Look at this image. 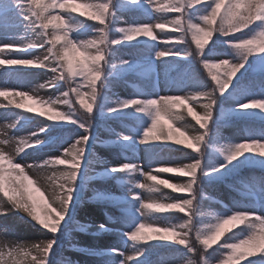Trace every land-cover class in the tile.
Masks as SVG:
<instances>
[{"label":"snow or ice","instance_id":"obj_1","mask_svg":"<svg viewBox=\"0 0 264 264\" xmlns=\"http://www.w3.org/2000/svg\"><path fill=\"white\" fill-rule=\"evenodd\" d=\"M123 13L158 22L124 20ZM170 13L174 14L170 19H161ZM13 17L14 27L22 28V35L6 23ZM156 30L167 32V39L160 41ZM30 33L40 36L43 43L28 41ZM81 34L85 38H80ZM189 37L194 51L184 47ZM160 43L164 46L158 47ZM218 43L226 51L218 52ZM141 44L151 52L146 61L149 66L159 60L191 69L195 58L207 71L211 86L186 74L187 78L166 81L169 87L191 88L182 96L160 95L158 79L150 92L137 88L131 97L116 96L112 92L114 81L145 69L144 62L131 55L125 58L118 49ZM45 47V55L31 56L34 49ZM221 55L227 58H218ZM18 69L50 71L53 76L31 91L0 88V97L7 101L0 108L16 116L6 127L21 130L29 122L24 113L51 123H43L26 136L7 137L5 133L6 138L0 140V144L16 145L11 154L0 149V215L23 214L51 238L0 244V264H53L60 234L73 221L89 182L97 178L116 180L130 186L131 192L122 200L101 191L92 197L125 205L124 215L131 228L120 233L125 243L132 242L131 254L116 247L97 253L109 257L106 264H151L149 250L160 245L189 256L185 264H212L213 259L215 264H264V244L256 243L264 235V211L258 210L264 207V175L245 183L250 201L247 206L226 208L220 214L203 209L201 186L205 180L224 181L245 165L259 163L264 169V126L246 129L239 140L226 139L220 132L222 125L234 118L259 117L264 122V0H0V72L19 81ZM249 71L259 73V94L242 83ZM38 89H52L57 95L43 97ZM12 97H19L20 102ZM192 104H199L202 112H196ZM182 108L198 128H185L183 115L176 111ZM97 116L130 123H122V131L110 130L115 139L101 141L92 132ZM73 125L82 131L73 133L74 139L62 140L59 154H49L39 163L16 162L45 147L39 135ZM65 143L68 147H63ZM104 143L115 146L125 162L113 163L97 156L95 146ZM141 145L147 172L143 163L137 162ZM173 145L194 155L182 164L163 159L161 152L171 151ZM94 165L101 170L96 172ZM35 168L50 170L46 185H39L28 174V169ZM137 174L147 182L134 181ZM161 174L185 179L173 183ZM161 186L187 198L145 200L136 191L160 192ZM170 212L183 214L182 221L164 226L148 222L149 217ZM90 227L80 224L81 229ZM96 231L109 229L101 223ZM227 233L231 236L226 237ZM219 248L223 255L212 257L210 253ZM116 257L123 259L117 261Z\"/></svg>","mask_w":264,"mask_h":264},{"label":"rangeland","instance_id":"obj_2","mask_svg":"<svg viewBox=\"0 0 264 264\" xmlns=\"http://www.w3.org/2000/svg\"><path fill=\"white\" fill-rule=\"evenodd\" d=\"M174 15L173 13H170L167 17H163L161 19H170L171 16ZM122 18L124 20L131 21L134 18L140 19V22H147V23H156L158 22L156 19L147 20L144 18L139 17L137 14L133 13H123ZM6 23L10 26V30L16 31L18 35L23 34V29H16L14 27L16 21L13 18H10L6 21ZM157 37L160 41H163L167 39V32H160V30H156ZM80 38H85L83 34H81ZM28 41H35L36 43H43V40L40 36L30 33L27 37ZM194 46L192 44L191 39L189 37L187 46ZM131 48L129 50H126L124 48H119L118 53L120 55H123L125 58L129 56L128 52H132V57L137 59L138 61L145 63V69L141 70L138 73L129 74L125 79L114 81L112 92L116 94V96L120 97H131L136 94V89L140 88L145 91H151V85L152 83L158 79V89L160 95H185L187 93V89L189 87L184 88H176V87H169L166 83V81L170 79H180V76L182 75L185 64H179L177 67H173L171 63L169 62H161L159 60H156L153 64L150 66L146 64V61L151 56V52L146 49L142 44L141 45H129ZM158 47H163L164 45L162 43L157 45ZM186 45H184L185 47ZM47 53V49L45 48H38L34 49L31 53V56H43ZM218 58H227L223 55L219 56ZM18 73L21 76V80L17 81L16 79H9L3 75L2 72H0V88L2 87H18L22 91H31L34 88H31L32 83H38L39 85L42 83H45L49 79L52 78L53 74L50 71H40L36 69H18ZM207 72V71H206ZM210 78V77H209ZM211 80V79H210ZM212 83V82H211ZM29 84V85H27ZM257 94H259L260 89L255 91ZM55 93V90L52 89H39L38 94L43 97H49L53 96ZM111 94V93H110ZM115 98V97H113ZM17 102H20L19 97H13ZM26 104H32V101L25 100ZM7 101L4 100L2 97H0V104H6ZM62 110H67L66 107H64ZM16 119V116L11 114H6V117L2 121H7L5 125L0 123V140H3L6 138L5 133H7V137H19V136H26L30 134L33 131H37L38 127L27 123L23 126V128L19 131H13L10 128L6 127V124H11ZM236 119V118H234ZM253 120H258L259 117L255 118H248ZM113 129L115 131L119 132V126L116 124H113ZM250 127H242L239 125L233 126L230 123H226L222 125L220 132L223 137L226 139H232V140H239L242 138V136L245 134V130ZM256 129V128H254ZM194 130V129H192ZM191 130V131H192ZM93 134L98 135L101 141H108L105 134L100 132L98 133L96 131V128L92 129ZM73 139L74 136L72 135ZM41 140H45V135L41 134L38 137ZM109 144H97L95 146V151L97 153V156L111 161L113 163L118 162H125L122 155H118L117 150L108 148ZM16 145L15 143H10L8 145L0 144V149H3L5 152L12 153L15 149ZM63 147H68V144H63ZM62 151V148L60 145H54V146H46L43 149H41L39 152H33L29 153L27 155L22 156V158H18L16 162L21 163L22 165L27 164H33V163H39L42 159L47 158V155H57L58 152ZM191 154L186 155L185 157L178 159L176 163L182 164L185 162H188V157ZM138 156L139 160L137 162L143 163L144 165V171H148L149 168L146 166L147 159L145 157V152L143 149V146L141 145L138 150ZM254 165H259V163H256ZM96 172H99L101 169L99 166L94 165L93 166ZM28 174L35 180H37L39 185H46L47 183V177L51 174L50 170L47 169H28ZM165 179L173 182V183H183L184 177L182 178H175V177H166ZM139 180L141 182H147L146 178L143 176H139L138 174L134 177V181ZM96 184L98 186H102L105 188V192L109 193L111 196H116L117 200H122L125 196H131V192L128 190L122 191V188L120 184L117 183L116 180L113 179H107V181H97ZM239 186V185H237ZM244 187V186H239ZM140 193V195L145 199H156L161 200L163 195L166 192V188H163L161 186L160 192H154V193H148L146 191L136 189ZM215 193L223 198L228 206L230 208H236V207H243L245 206L243 203H240L236 198H233L231 192L228 188H226L223 184H218L215 186ZM39 195V194H38ZM85 199L82 203L78 204L77 208L75 209V214L79 216V218H88L93 222L103 223L106 225L107 228H113L115 230H122V231H130L131 228L128 226L127 220L125 218V208L126 206L123 204L118 205L115 212H122L123 215L120 217L114 218L112 220L107 219L108 214L111 215V211L104 205L100 206L97 204V200L92 199L93 195L91 194V188H87L85 191ZM121 196V197H120ZM108 202V201H103ZM259 211H264V207L258 208ZM23 214H16V213H9L7 216L0 215V244L4 242H39L41 240H45L48 238H51L50 234H45V230L42 228L32 225L30 223H23L19 224L17 226H12L11 221L13 218L21 217ZM24 218H28L26 216H23ZM149 223H155L159 226H164L163 219L160 215H155L148 218ZM7 226V230H5V227ZM63 243L59 249L61 252V255L66 257L67 259L65 261H71V264H106V261L109 259L107 255H101L97 253H106L109 248L116 247L119 248L121 251H123L126 255L131 254L132 252V242L128 241L127 243L124 242V240L121 238L120 240H115V237L112 234L109 233H103L101 235L90 236V235H83L79 232H75L72 235H66L62 236ZM92 248H97L100 252H90L89 250ZM155 247L151 248L149 250L148 257L151 264H185V261H187V256L183 255L182 252L179 255H161L152 257L156 253ZM152 257V258H150ZM117 261L119 259H123V257H116ZM27 264V261H25Z\"/></svg>","mask_w":264,"mask_h":264},{"label":"trees","instance_id":"obj_3","mask_svg":"<svg viewBox=\"0 0 264 264\" xmlns=\"http://www.w3.org/2000/svg\"><path fill=\"white\" fill-rule=\"evenodd\" d=\"M79 18V17H78ZM82 19V18H80ZM89 23H93L91 21H89ZM185 47H191L193 49V51L195 50L194 46H185ZM121 48H124L126 50H129L131 48V46L129 45H123L121 46ZM217 51L218 52H224L226 51V49L224 48V46L222 44H217L216 45ZM129 55H133L132 52H128ZM187 75H195V77L204 82L205 84H207L209 87L211 86V80L206 72V70H204L202 68V66L199 64L198 60H196L195 58H193L192 61V66L191 69L188 68L187 65H185L184 71L182 73V75L180 76L181 78H187ZM243 84H247L249 86L253 87V91H257L259 90V73L258 72H252L249 71L246 76L243 78L242 80ZM60 91H63V89H60ZM191 91V88L189 87L187 89V93ZM57 95V92L55 91L54 95L52 97H55ZM203 101H201L202 103ZM32 105V104H29ZM35 106V105H32ZM196 112H202V109L199 107V104H192L191 105ZM66 111V110H65ZM176 111L180 112L184 119L182 121L183 125L185 126V128H187L189 131H191L192 129L198 128L199 126L195 124V121L188 116L187 114V110L186 109H177ZM25 116L28 117V123L38 127L41 126L43 123H51L49 121H47L46 118L43 117H36L33 118L32 114H28V113H24ZM163 122H167V121H163ZM122 123H130V121H120V120H115V119H101L99 116H97L94 120H93V128H96V131L98 133L102 132L105 134L106 138L109 140L115 139V136L113 135V133L110 131L111 129H113V124H116L119 126L120 131H122ZM228 123H230L233 126H237L240 124V126L242 127H250V128H256V129H260L262 126H264V122L262 121H258V120H253V119H232L230 120ZM177 127H179L180 125L177 124ZM77 131H82V130H78L76 128V126H64L62 128H54L52 130V132L48 133V134H44L45 135V147L47 146H54V145H60L62 140H66L68 139V137L72 136L73 133L77 132ZM96 135V134H95ZM179 135V134H177ZM98 136V135H96ZM108 148L111 149H115L117 150V152H119V150L109 144V146H107ZM179 146H175L173 145V148L171 151H169L168 149H164L161 152V157L165 160H169L172 162H175L178 159H181L183 157H185L188 154L194 155V153H191L190 150L188 149H182V150H178ZM146 166L149 168L148 166V162L146 163ZM154 175L157 173H153ZM261 175H264V169H262L261 165H245L242 168L238 169L235 173H233L232 175H230L229 177H227L224 181H203L202 182V188L205 194V198L202 200V207L205 211L211 210L214 213L220 214L223 213L225 211L226 208H230L227 204V202L219 197L216 193H215V186L218 184H223L226 188L229 189V191L231 192L233 198H236L240 203H243L245 206H247L250 201L246 192L245 187H239V186H244L245 183L247 181H249L250 179L254 178V177H260ZM166 177H175L177 179L182 178L179 175H173V174H161V178H166ZM97 181H107V179H93L92 181L89 182V188H91V194L94 196V192L95 191H101V192H105V188L102 186H98L96 184ZM239 185V186H237ZM122 188V191L128 190V188L130 186L128 185H120ZM36 195L38 196V193H36ZM115 198V200H117L116 196H112ZM121 197V196H120ZM176 198H187V196L185 194H180V193H176L171 189H167L166 188V192L163 195L161 200H165L166 202L170 201L171 199H176ZM210 198V199H209ZM96 200V199H95ZM97 204H99L100 206H106L109 211H111V215L108 214L107 219H109V217L112 220L114 218L120 217L122 214V212L118 211L115 212L116 208L118 207L119 203H116L114 200L112 201H108V202H103V201H96ZM163 219L164 225L167 224H178L182 221L183 218V214L180 213H176V212H170L164 215H160ZM11 221H13V223H11V227L12 226H17L19 224H23V223H30L32 225H35L33 222L30 221V218H21V217H17V218H13ZM79 222V223H77ZM80 224H87V225H91L90 228L87 229H81L80 228ZM101 223L98 222H93L88 218H79V216H77L76 214H74V219L72 222H70L63 233L60 234V241L59 244L55 247V254L52 256V260H53V264H61L62 261H65L67 258L61 255V252L59 251L63 240H62V236H66V235H72L75 232H79L83 235H90V236H96V235H101L103 233H109L112 234L115 237V240H120L122 237L120 235L121 232H123L122 230H115L113 228H108L109 231H105V232H97L96 231V225H99ZM38 226V225H35ZM199 226V225H198ZM39 227V226H38ZM231 233H227L226 237H230ZM239 238H243L242 236ZM224 238H222L223 240ZM193 244L194 246H196L197 248H199V245L196 244L194 238H193ZM228 242H232L231 240H228ZM156 249V253L155 255H153L152 257H156V256H161V255H179L181 253V251H179L177 248L174 247H170L167 245H160V246H154ZM215 247V246H214ZM90 252H100L102 250H98L97 248H92L89 250ZM223 249L219 248L217 249L215 252L210 253V255L212 257H220L223 255ZM150 257V258H152ZM192 259H198V256H192ZM149 259V258H148ZM189 259V256H187V260ZM252 259V258H250ZM26 264V263H25ZM212 264H215V260L213 259ZM241 264H244L243 261H241Z\"/></svg>","mask_w":264,"mask_h":264},{"label":"bare ground","instance_id":"obj_4","mask_svg":"<svg viewBox=\"0 0 264 264\" xmlns=\"http://www.w3.org/2000/svg\"><path fill=\"white\" fill-rule=\"evenodd\" d=\"M27 85H29V84H27ZM38 85H39L38 83H32L30 87L34 88V89H37ZM12 99H13V97H12ZM5 117H6V114H5L4 110H3V108H0V123L3 124V125H5V123L7 122V121H2V120L5 119Z\"/></svg>","mask_w":264,"mask_h":264},{"label":"clouds","instance_id":"obj_5","mask_svg":"<svg viewBox=\"0 0 264 264\" xmlns=\"http://www.w3.org/2000/svg\"><path fill=\"white\" fill-rule=\"evenodd\" d=\"M257 244H264V235L258 238Z\"/></svg>","mask_w":264,"mask_h":264}]
</instances>
